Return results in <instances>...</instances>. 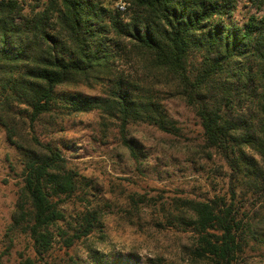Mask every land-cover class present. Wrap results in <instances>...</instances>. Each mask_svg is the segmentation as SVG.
I'll list each match as a JSON object with an SVG mask.
<instances>
[{
    "label": "trees",
    "instance_id": "obj_1",
    "mask_svg": "<svg viewBox=\"0 0 264 264\" xmlns=\"http://www.w3.org/2000/svg\"><path fill=\"white\" fill-rule=\"evenodd\" d=\"M251 1L261 14L237 24V0H123V11L98 0H0V120L21 166L8 234L28 237L32 249L19 264H48L56 237L65 248L83 239L93 264H138L85 241L99 228L95 210L71 236L60 226L81 177L36 136L48 114L97 110L119 123L121 135L129 123L174 134L163 102L180 100L229 168L232 199L238 186L264 199V0ZM79 85L102 95L66 91ZM180 206L173 219L198 236L192 256L237 264L253 225L238 219L234 204L216 198Z\"/></svg>",
    "mask_w": 264,
    "mask_h": 264
},
{
    "label": "rangeland",
    "instance_id": "obj_2",
    "mask_svg": "<svg viewBox=\"0 0 264 264\" xmlns=\"http://www.w3.org/2000/svg\"><path fill=\"white\" fill-rule=\"evenodd\" d=\"M98 1L115 8L123 4V0ZM254 14L261 12L251 0H237L232 21L241 24ZM66 91L102 95L97 86H70ZM163 105L178 128L174 134L129 123L121 135L119 123L102 120L97 110L42 117L36 136L60 149L68 166L81 177L76 194L62 205L65 220L60 226L71 236L81 217L95 210L99 228L85 241L110 257H132L138 264H205L191 253L198 236L181 227L173 216L179 214L184 201L219 198L232 202L238 219L253 225L243 234L247 244L237 264H264V243L259 242L264 233L263 197L251 188L238 186L232 199L235 183L231 182V172L222 157L206 147L194 112L177 99ZM20 171L18 153L7 141L0 120V264H19L22 257L32 256L28 237L8 234L21 184ZM84 247L82 239L65 248L62 239L56 237L48 264H93Z\"/></svg>",
    "mask_w": 264,
    "mask_h": 264
},
{
    "label": "built area",
    "instance_id": "obj_3",
    "mask_svg": "<svg viewBox=\"0 0 264 264\" xmlns=\"http://www.w3.org/2000/svg\"><path fill=\"white\" fill-rule=\"evenodd\" d=\"M117 8H118L119 10L123 11L124 8H125V3L119 5Z\"/></svg>",
    "mask_w": 264,
    "mask_h": 264
}]
</instances>
